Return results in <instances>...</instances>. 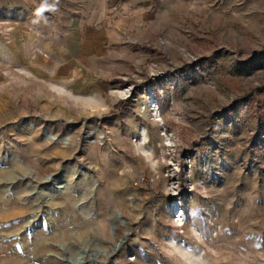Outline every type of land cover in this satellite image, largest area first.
<instances>
[{"label":"rangeland","instance_id":"rangeland-1","mask_svg":"<svg viewBox=\"0 0 264 264\" xmlns=\"http://www.w3.org/2000/svg\"><path fill=\"white\" fill-rule=\"evenodd\" d=\"M107 3L78 76L0 64V264H264V0Z\"/></svg>","mask_w":264,"mask_h":264},{"label":"crops","instance_id":"crops-1","mask_svg":"<svg viewBox=\"0 0 264 264\" xmlns=\"http://www.w3.org/2000/svg\"><path fill=\"white\" fill-rule=\"evenodd\" d=\"M41 2L0 0V64L6 71L54 69L57 77L72 79L78 76L76 63L81 59L103 56L108 41L100 26L109 11L107 0H59L58 9L69 11L76 5L73 12L86 16L66 24L33 23Z\"/></svg>","mask_w":264,"mask_h":264},{"label":"clouds","instance_id":"clouds-1","mask_svg":"<svg viewBox=\"0 0 264 264\" xmlns=\"http://www.w3.org/2000/svg\"><path fill=\"white\" fill-rule=\"evenodd\" d=\"M58 2L55 0L53 3H49L48 0H42L40 6L35 9L33 23H40L41 20L47 22V17L44 15L46 12L55 13L58 11Z\"/></svg>","mask_w":264,"mask_h":264},{"label":"trees","instance_id":"trees-1","mask_svg":"<svg viewBox=\"0 0 264 264\" xmlns=\"http://www.w3.org/2000/svg\"><path fill=\"white\" fill-rule=\"evenodd\" d=\"M262 102H259V106L261 105ZM261 107V106H260Z\"/></svg>","mask_w":264,"mask_h":264}]
</instances>
